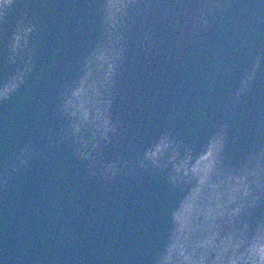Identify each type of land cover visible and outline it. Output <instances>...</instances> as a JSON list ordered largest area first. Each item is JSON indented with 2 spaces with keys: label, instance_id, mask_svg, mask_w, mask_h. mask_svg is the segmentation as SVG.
I'll return each mask as SVG.
<instances>
[{
  "label": "water",
  "instance_id": "obj_1",
  "mask_svg": "<svg viewBox=\"0 0 264 264\" xmlns=\"http://www.w3.org/2000/svg\"><path fill=\"white\" fill-rule=\"evenodd\" d=\"M66 264H264V0H100Z\"/></svg>",
  "mask_w": 264,
  "mask_h": 264
}]
</instances>
